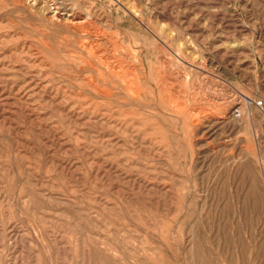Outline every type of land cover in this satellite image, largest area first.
<instances>
[{
    "label": "rangeland",
    "instance_id": "1",
    "mask_svg": "<svg viewBox=\"0 0 264 264\" xmlns=\"http://www.w3.org/2000/svg\"><path fill=\"white\" fill-rule=\"evenodd\" d=\"M45 1L0 0V264H264V0Z\"/></svg>",
    "mask_w": 264,
    "mask_h": 264
},
{
    "label": "bare ground",
    "instance_id": "2",
    "mask_svg": "<svg viewBox=\"0 0 264 264\" xmlns=\"http://www.w3.org/2000/svg\"><path fill=\"white\" fill-rule=\"evenodd\" d=\"M26 1V0H25ZM37 1V0H36ZM47 1V0H46ZM45 1V2H46ZM52 1V0H51ZM60 1V0H59ZM68 1H70V0H68ZM39 2V1H38ZM44 2V1H43ZM48 2V1H47ZM57 2H58V0H57ZM64 2H67V0L66 1H64ZM74 2H76V1H74ZM77 2H79V1H77ZM76 2V3H77ZM31 3L32 4H34V3H36V2H32L31 1ZM75 3V4H76ZM28 4H29V2H28ZM38 4H40V3H38ZM45 4V3H44ZM51 4H53V3H51ZM72 4H74V3H72ZM36 5V4H35ZM64 5V4H63ZM38 6V5H37ZM45 6H47V5H45ZM51 6V5H50ZM68 6H70V5H68ZM53 7H54V5H53ZM65 7H66V5H65ZM71 7V6H70ZM74 7V6H73ZM79 7V6H78ZM33 8V7H32ZM43 8V7H42ZM47 8V7H46ZM52 8V7H51ZM87 7H85L84 9L85 10H87L86 9ZM38 10L40 9V6H39V8H37ZM57 9H59L58 8V6H57ZM70 9V8H69ZM78 10H79V8H77ZM46 10H48V9H46ZM51 10V9H50ZM53 10V9H52ZM76 10V9H75ZM81 10V9H80ZM79 10V11H80ZM56 11V10H55ZM65 11V10H64ZM69 11V10H68ZM45 12V11H44ZM56 12H58V11H56ZM61 12V11H60ZM70 12V11H69ZM82 12V11H81ZM85 12V11H84ZM87 12V11H86ZM52 13V12H51ZM83 13V12H82ZM88 13V12H87ZM53 14V13H52ZM56 14V13H55ZM62 14V13H61ZM60 14V15H61ZM89 14V13H88ZM88 14H86V17L88 16ZM57 15V14H56ZM55 15V16H56ZM63 15V14H62ZM78 15V14H77ZM77 15L75 14V13H71L70 14V17H71V19H70V21H71V24L73 23L74 24V26L76 25V24H78V23H76L75 24V22H77V21H75L76 19H77ZM90 15V14H89ZM58 16V15H57ZM79 16V15H78ZM85 16V15H84ZM46 17V16H45ZM85 17V18H86ZM59 18V17H58ZM61 18V17H60ZM90 18V17H89ZM93 18V17H92ZM62 19V18H61ZM69 19V18H68ZM83 19V18H82ZM87 19V18H86ZM66 20V19H65ZM85 20V19H84ZM93 20V19H92ZM63 21H64V19H63ZM67 21V20H66ZM85 21H87V22H89L88 20H85ZM58 22V21H57ZM68 22H69V20H68ZM78 22H79V20H78ZM81 22V25H82V20L80 21ZM93 22V21H92ZM63 23V22H62ZM80 24V23H79ZM78 24V25H79ZM88 24V23H87ZM68 25V24H67ZM86 25V24H85ZM90 25V24H89ZM65 26H66V24H65ZM83 26H84V21H83ZM87 26V25H86ZM78 27V26H77ZM82 27V26H81ZM90 27H91V25H90ZM89 27V28H90ZM63 28V27H62ZM79 28H80V26H79ZM83 28V27H82ZM87 28V27H86ZM88 28V29H89ZM78 29V28H77ZM94 29H95V26H94ZM100 29V28H99ZM79 30V29H78ZM80 31H81V29H80ZM99 31V30H98ZM97 31V32H98ZM86 32H88V31H86ZM94 32V31H93ZM92 31H90V33L92 34L93 33ZM100 32V31H99ZM73 33H76V32H73ZM86 34V33H85ZM89 34V33H88ZM90 34V35H91ZM98 34V33H97ZM80 35V34H79ZM90 35H89V37H90ZM95 35V34H94ZM94 35H92V36H94ZM99 35H101L100 33H99ZM104 35V34H103ZM106 35V34H105ZM95 37V36H94ZM107 37V36H106ZM14 38V37H13ZM91 38V37H90ZM99 39H100V37H98ZM6 39V38H5ZM92 39H93V37H92ZM111 39V38H110ZM113 39V38H112ZM83 40V39H82ZM86 40V39H85ZM4 41V40H3ZM9 41V40H8ZM102 41V40H101ZM108 41H110V40H108ZM87 42V41H86ZM91 42V41H90ZM94 42V41H93ZM98 42H99V40H98ZM5 43V42H4ZM112 43V42H111ZM114 43H115V41H114ZM164 43V42H163ZM81 44H83V43H81ZM103 44V43H102ZM97 45V44H96ZM99 46V45H98ZM83 47V46H82ZM102 47V46H101ZM104 47V46H103ZM113 47V46H112ZM168 47V46H167ZM92 48H93V46H92ZM94 48H95V46H94ZM93 48V49H94ZM99 48V47H98ZM97 48V49H98ZM111 48V47H110ZM120 48V47H119ZM121 48H122V46H121ZM124 48V47H123ZM102 50L103 49H101V53H102ZM107 50V49H106ZM120 50V49H119ZM93 51V50H92ZM97 51V50H96ZM100 51V50H99ZM104 51H105V49H104ZM86 52V51H85ZM112 52V51H111ZM104 53V52H103ZM102 53V54H103ZM106 53H107V51H106ZM133 53H134V51H133ZM101 54V55H102ZM119 54V53H118ZM117 54V55H118ZM177 54H179V53H177ZM32 55V54H31ZM104 55H105V53H104ZM103 55V56H104ZM131 55H132V53H131ZM130 55V56H131ZM183 57L185 56V55H182ZM115 57V56H114ZM29 58V57H28ZM88 58V57H87ZM109 58V57H108ZM187 58V57H186ZM103 59V58H102ZM106 59V58H105ZM105 59H103V60H105ZM89 60V59H88ZM113 60V59H112ZM87 61V60H86ZM89 61H91V60H89ZM107 61H109V60H107ZM111 61V60H110ZM114 61V60H113ZM125 61H126V59H125ZM88 62V61H87ZM119 62H120V60H119ZM91 63V62H90ZM109 63V62H108ZM116 63V62H115ZM14 64V63H13ZM107 64V63H106ZM120 64V63H119ZM108 65V64H107ZM139 65V64H138ZM84 67V66H83ZM115 67H119L118 66V64H117V66H115ZM122 68V67H121ZM113 69H114V67H113ZM112 69V70H113ZM118 69H120V68H118ZM124 69V68H123ZM127 69V68H126ZM125 69V70H126ZM130 69V68H129ZM94 71V70H93ZM114 71V70H113ZM115 71L117 72V70L115 69ZM130 72V71H129ZM99 73H97V75H98ZM124 75V74H123ZM128 75H130V74H128ZM94 76V75H93ZM98 76H100V74L98 75ZM108 76H109V74H108ZM126 76V75H125ZM90 77V76H89ZM102 77V76H101ZM110 77V76H109ZM91 78V77H90ZM94 78V77H93ZM108 78V77H107ZM112 78V77H111ZM87 79V78H86ZM130 79H131V77H130ZM130 79H128V78H123V80H122V85H123V88L122 89H124L127 93H130L131 92V89H132V87H135V86H133V84L131 83V81H130ZM93 81L94 80H96V78L95 79H92ZM109 80V79H108ZM27 81V80H26ZM90 81H91V79H90ZM97 81V80H96ZM118 81V80H117ZM135 81V80H134ZM104 83V82H103ZM108 83V82H107ZM110 83V82H109ZM105 84V83H104ZM111 84V83H110ZM17 85V84H16ZM166 85V84H165ZM169 87V86H168ZM91 88H92V86H91ZM101 88V87H100ZM103 88H104V86H103ZM110 88L111 87H109V91H110ZM98 89V88H97ZM102 89V88H101ZM116 89V88H115ZM98 90H100V89H98ZM103 90V89H102ZM102 90H100V91H102ZM107 90V89H106ZM119 90V89H118ZM100 91H98V92H100ZM105 91V90H104ZM108 91V90H107ZM108 91V92H109ZM122 92V91H121ZM115 94V93H114ZM112 95V94H111ZM131 98V97H130ZM113 99V98H112ZM121 101V100H120ZM243 108H241V107H237L236 109L234 108L233 110H232V115L231 116H234V117H237V113H239L240 115H241V112H243V110H242ZM239 116V115H238ZM228 118V117H227Z\"/></svg>",
    "mask_w": 264,
    "mask_h": 264
}]
</instances>
